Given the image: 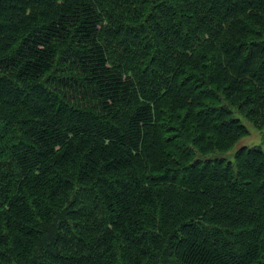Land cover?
<instances>
[{
    "label": "trees",
    "instance_id": "1",
    "mask_svg": "<svg viewBox=\"0 0 264 264\" xmlns=\"http://www.w3.org/2000/svg\"><path fill=\"white\" fill-rule=\"evenodd\" d=\"M242 118L264 0H0V264H264Z\"/></svg>",
    "mask_w": 264,
    "mask_h": 264
},
{
    "label": "rangeland",
    "instance_id": "2",
    "mask_svg": "<svg viewBox=\"0 0 264 264\" xmlns=\"http://www.w3.org/2000/svg\"><path fill=\"white\" fill-rule=\"evenodd\" d=\"M237 117L240 115L237 113ZM247 129H248V136L243 138L240 142H238L237 146L233 154L229 156V158H233L236 151L242 147H262L264 148V128L257 127L255 124L247 120L246 118H242Z\"/></svg>",
    "mask_w": 264,
    "mask_h": 264
}]
</instances>
